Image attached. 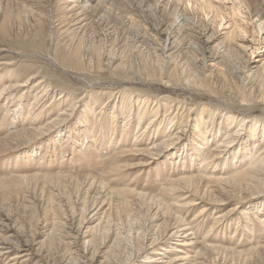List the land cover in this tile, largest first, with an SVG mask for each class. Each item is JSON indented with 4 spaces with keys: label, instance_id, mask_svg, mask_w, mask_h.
<instances>
[{
    "label": "rangeland",
    "instance_id": "1",
    "mask_svg": "<svg viewBox=\"0 0 264 264\" xmlns=\"http://www.w3.org/2000/svg\"><path fill=\"white\" fill-rule=\"evenodd\" d=\"M150 1L0 0V264H264V0Z\"/></svg>",
    "mask_w": 264,
    "mask_h": 264
},
{
    "label": "bare ground",
    "instance_id": "2",
    "mask_svg": "<svg viewBox=\"0 0 264 264\" xmlns=\"http://www.w3.org/2000/svg\"><path fill=\"white\" fill-rule=\"evenodd\" d=\"M102 1L103 0H98L97 1V3H95L96 2V0H81V4H82V8H84V9H91L92 8V12L93 13H96V9L101 5V3H102ZM130 1V0H129ZM95 3V4H94ZM134 3H136V6H138V7H142V6H147V7H150V5H151V1L150 0H134ZM95 7V8H94ZM95 9V10H94ZM154 10H155V8H154ZM150 11H153V10H150ZM177 13V16H176V19L174 20V22H173V24H174V27L175 28H178V30L180 31L181 29H184L187 25H189V18L187 17V16H185V14H179V12H176ZM141 23H142V21H140ZM143 24H144V22H143ZM144 26H146V28H147V30L148 31H145V35H151L150 33H155V35L156 36H159L160 37V28L159 27H157V26H155V27H150V26H147L146 24H144ZM133 29H136V28H134L133 27ZM152 31V32H151ZM165 40L163 41V47H164V49L166 50V49H168L169 47L167 46V42L169 41V37H167V39L166 38H164ZM197 46H198V44H197ZM227 51H223V53H221V54H219V55H223L224 56V54L226 53ZM229 52V51H228ZM202 57H203V62H205L207 59V57H206V55L205 54H203L202 55ZM252 70V69H251ZM251 73V72H250ZM159 77V76H158ZM203 113V112H202ZM257 124V123H256ZM179 129H180V127H179ZM233 136H235L236 137V135H233ZM229 136H225V139L223 140V141H221L220 142V145L217 147V148H221V147H226V145H230V143L232 142H234L235 141V139L234 138H232V137H229V140L230 139H233V140H231V142H229L228 140H227V138H228ZM226 141H228L227 143H226ZM153 150H154V148H153ZM264 161V160H263ZM257 164H253V167H251V168H249V170H250V172L251 173H253V174H255L256 175V177L258 176V175H262V174H264V172H262L260 169H259V165L258 164H262V161H259V162H256ZM236 177H238V175L236 176ZM184 238H187L186 236L184 237ZM4 254H6V253H4ZM4 254H1L0 256H4ZM156 261H158V260H156ZM153 262L154 261H149V264H153ZM169 264V263H168Z\"/></svg>",
    "mask_w": 264,
    "mask_h": 264
}]
</instances>
